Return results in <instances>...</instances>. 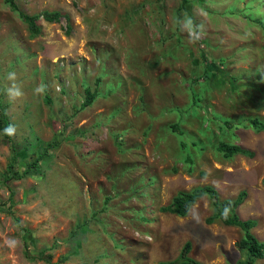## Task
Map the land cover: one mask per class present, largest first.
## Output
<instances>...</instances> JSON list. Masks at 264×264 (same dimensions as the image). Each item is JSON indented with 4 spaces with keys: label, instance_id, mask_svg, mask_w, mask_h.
Wrapping results in <instances>:
<instances>
[{
    "label": "rangeland",
    "instance_id": "1",
    "mask_svg": "<svg viewBox=\"0 0 264 264\" xmlns=\"http://www.w3.org/2000/svg\"><path fill=\"white\" fill-rule=\"evenodd\" d=\"M7 1L0 102L17 132L10 141L0 122V264H158L188 241L203 264L247 259L240 228L206 222L209 197L186 217L160 210L206 185L221 200L247 192L237 212L264 244V133L248 125L264 121V0H189L190 13L183 0H13L70 16L41 18L35 38ZM185 12L205 25L196 43L176 26ZM10 71L25 94L14 103ZM87 89L96 97L84 106ZM220 142L254 156L227 159ZM41 149L47 158L15 178Z\"/></svg>",
    "mask_w": 264,
    "mask_h": 264
},
{
    "label": "trees",
    "instance_id": "2",
    "mask_svg": "<svg viewBox=\"0 0 264 264\" xmlns=\"http://www.w3.org/2000/svg\"><path fill=\"white\" fill-rule=\"evenodd\" d=\"M7 3L10 5L13 11L19 12L20 18L28 25L30 36L32 38L38 37L41 34V27L38 25V21L41 18L50 23H57L62 18H65L67 22L70 21V16L68 14H63L58 11H53V12L43 11L42 13H39V14L29 15L21 11L13 0H8ZM189 4H190L189 0H183L182 9H184L188 13H190V10L187 9ZM230 11L235 12L237 11V8L232 6V10ZM179 14L181 13L179 12ZM69 24L70 23H68V25ZM259 24L264 29V23L262 21H259ZM69 28H71L70 25H69ZM205 61L207 62V71L210 69L212 71L216 68V65L214 63H210L206 59ZM223 79L225 81L228 78L227 76L224 75ZM86 92H87L88 98L86 102L84 103V106L91 105L96 97V94L94 92L92 93L91 90L87 89ZM48 100L50 99L48 98ZM0 114H1V119H0L1 124L3 126H7L10 122L7 116L5 115L4 107L2 106L1 102H0ZM251 122L254 128L256 129V131H261V130L264 131V122H262L260 118L258 117L254 118L251 120ZM227 125L228 127H230L231 126L230 122H227ZM174 127L178 131V126L175 125ZM7 138L10 141L12 139L8 136ZM50 148H52V146H50ZM12 149H13L12 152L14 156L12 158V163H16L18 157L21 156L23 153L16 151L14 147H12ZM217 150L223 153V155L226 157H231L237 153H243V154H248V155L253 156L252 152L241 148V146H238V145L234 146V145L227 144L225 142H220L218 144ZM48 154L49 152L48 151L45 152L43 151V149H41L40 151H37L36 155L40 157L32 161L28 165V168L26 170L23 169L22 170L23 173L18 174V175L15 173L17 175V177L15 178L22 179L23 177H25L27 174L30 173L32 169L38 167L40 162L44 160L45 158H47ZM12 195L13 193L11 192L10 203H12ZM206 196L212 200V207L214 209L213 214L206 220L208 224H213L217 221H221L226 226L238 227L243 232V237L239 241L238 246L244 252H246L247 259L239 261L236 264H256L257 260H264V244L261 243L252 232L253 228H255L257 225V221L254 219H246V220L242 219L237 213L238 207L244 203L247 197L246 191L240 192V194L237 196L236 199L221 200L220 195L216 188H214L211 185L200 186V187L194 188L193 190L189 192L178 193L173 198L171 204H169L168 206L161 207L160 210L163 213H170V214L178 215L180 217H186L190 214L192 207L196 205V203L201 198L206 197ZM84 229H87L86 225L82 227V230ZM76 236H79V235L75 234L74 237ZM192 250H193V244L190 241H188L184 244L179 256L175 260L167 261V262H159L158 264H203L191 256Z\"/></svg>",
    "mask_w": 264,
    "mask_h": 264
},
{
    "label": "clouds",
    "instance_id": "3",
    "mask_svg": "<svg viewBox=\"0 0 264 264\" xmlns=\"http://www.w3.org/2000/svg\"><path fill=\"white\" fill-rule=\"evenodd\" d=\"M200 13H201V15H207V13L203 9L200 10ZM175 23H176V26L180 29L181 32L186 33L190 43L198 42L205 34V25L202 22L198 23L196 21V19H194L193 16L189 15L187 12L183 13L180 17H177ZM210 71H211V69H210ZM215 71H217V66L211 72L214 73ZM6 79L11 82L10 86L6 89V95H7L8 99H9V101L14 103L17 100L23 98L25 94H24V92L22 90V87L16 82L17 81L16 72H14V71L8 72L7 75H6ZM47 87L48 86L46 84L41 83V84L37 85L33 89V94L34 95H43L45 93ZM257 117L260 118V120L262 122H264L262 117H260V116H255L254 118H257ZM254 118L248 119V125H250L251 131L253 130L256 133H264L263 130L256 131V129L254 128V126L252 125V122H251V120L254 119ZM230 124H232V123H230ZM246 126L247 125H245V128H246ZM16 132H17V126L14 123H9L3 129V134L8 136V137H14L16 135ZM227 144H229V143H227ZM230 145H234L235 146L237 144H230ZM238 146H241V148H243L242 145H240V144H238ZM243 149L247 150L246 148H243ZM248 151L252 152L253 156H254V151H252V150H248ZM48 152H50V150H48ZM235 155H237V156H240V155L251 156V155L243 154V153H237V154H234L233 156H235ZM233 156H231V157H233ZM224 157L227 158V159L231 158V157H226V156H224ZM225 200H227V199H225ZM245 201H246V199H245ZM226 211H227V209H226Z\"/></svg>",
    "mask_w": 264,
    "mask_h": 264
}]
</instances>
